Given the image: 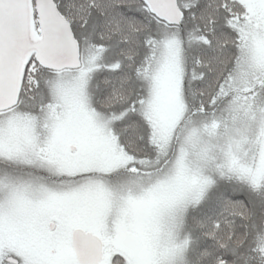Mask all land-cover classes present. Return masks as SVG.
<instances>
[{
	"label": "snow or ice",
	"instance_id": "6c2138e0",
	"mask_svg": "<svg viewBox=\"0 0 264 264\" xmlns=\"http://www.w3.org/2000/svg\"><path fill=\"white\" fill-rule=\"evenodd\" d=\"M0 264H264V0H0Z\"/></svg>",
	"mask_w": 264,
	"mask_h": 264
}]
</instances>
